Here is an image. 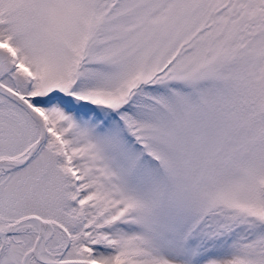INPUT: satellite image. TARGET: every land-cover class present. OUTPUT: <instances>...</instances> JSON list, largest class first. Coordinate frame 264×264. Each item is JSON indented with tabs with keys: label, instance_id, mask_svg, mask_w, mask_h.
I'll return each instance as SVG.
<instances>
[{
	"label": "snow or ice",
	"instance_id": "obj_1",
	"mask_svg": "<svg viewBox=\"0 0 264 264\" xmlns=\"http://www.w3.org/2000/svg\"><path fill=\"white\" fill-rule=\"evenodd\" d=\"M0 264H264V0H0Z\"/></svg>",
	"mask_w": 264,
	"mask_h": 264
}]
</instances>
